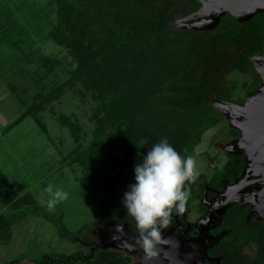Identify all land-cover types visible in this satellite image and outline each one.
Returning <instances> with one entry per match:
<instances>
[{
  "label": "rangeland",
  "instance_id": "374dc122",
  "mask_svg": "<svg viewBox=\"0 0 264 264\" xmlns=\"http://www.w3.org/2000/svg\"><path fill=\"white\" fill-rule=\"evenodd\" d=\"M195 1L198 6L193 12L168 24L165 37L157 38L159 46L150 47L153 53L145 47L142 48L144 52L139 47L121 50L108 63L110 69L105 67L116 77L123 75L122 80H127L129 75H126L133 74L137 65L142 69L126 89L132 103L126 106V110L121 108V116L114 125V113H108L106 106L99 101L102 92L99 91L100 96L95 99L93 96L98 95L86 92L79 79H70L77 68L76 55H71L65 45L50 38L49 33L56 25L57 6L61 2L0 0V73L11 85V92L18 96L22 109L12 124L10 136H6V143L0 146L1 154L12 160L10 163L19 159L21 166V170L12 174L0 171V179L5 182L1 183L5 187L0 184V264H27L28 258L44 254L53 258L77 255L84 260L99 252L108 256L105 264H146L140 248L104 246L94 247L88 252L94 241L111 240L135 222L127 215L122 203L129 188L117 186L113 191L114 201L105 185L97 183L85 188L81 182L82 167L87 163L81 156L84 151L77 150L92 143L96 132H99L102 143L116 137L114 141H123L128 146L125 149L128 154L137 156L139 153L141 158L162 137L171 142L173 137L167 133L171 126L163 121L164 113L170 110L156 105L159 103L157 97L163 95L166 81L170 79L163 74L165 65L178 67L176 61L186 57L189 33L211 32L225 15L236 22L252 14L264 16V4L257 3L246 15L239 14L237 9L228 5L225 14L221 16L219 13L221 17L215 19L211 14V0ZM102 7L109 6L105 4ZM89 12L80 23H85ZM77 18L80 20V16ZM155 54L169 60H161ZM254 56L249 60L257 77L256 84L253 85L249 74L230 72L226 79L235 83V88L227 99L210 101L212 123L198 137H189L185 146L177 150L181 156L193 155L200 172L198 180L191 185V196L185 208L193 222L200 217V209L205 208L207 212L211 207L206 194H219L223 185L233 183L234 179L228 181L219 174L227 156H243L241 174L250 164V156L243 149L246 133L238 120L243 119L242 113H247L249 105L264 86L260 71L264 56ZM105 81V77L100 78L101 85ZM147 88L155 93L147 99L151 111L144 108L140 95L138 99L133 98L138 93L134 90L141 89L147 95ZM26 107H31L30 114H26ZM259 121L248 123L251 135L247 140L249 144L253 143L252 147L255 139L264 138V128ZM261 146L264 150V141ZM1 157L0 163H3L5 159L1 161ZM261 161L264 165V157ZM5 163L10 164L8 161ZM49 183L70 194L69 199L59 204L54 212L38 203L42 189ZM233 203V209L227 206L217 216L221 227L226 229L215 237V243L219 242L220 246L218 252H206L205 255L214 264H264V206L253 198L245 197H239ZM212 205H217V202ZM26 206L56 222L28 212L13 224L5 225L1 217L3 212L14 213ZM246 207L251 214L244 212ZM238 216L242 217L245 226L243 232L234 231L229 225V221ZM58 230L68 238L59 236ZM197 254V251L184 252L175 238L159 246L158 256L151 264H194Z\"/></svg>",
  "mask_w": 264,
  "mask_h": 264
},
{
  "label": "trees",
  "instance_id": "16d2710c",
  "mask_svg": "<svg viewBox=\"0 0 264 264\" xmlns=\"http://www.w3.org/2000/svg\"><path fill=\"white\" fill-rule=\"evenodd\" d=\"M56 2L61 3L57 6L56 25L49 33L50 38L55 43L65 45L71 55H76L77 68L70 79H79L86 92L92 96L94 92L98 95L93 96L95 99L99 98V91L102 92L103 96H100L99 101L101 105L103 103L106 106L108 113L110 111L114 113L115 116L112 118L114 125L121 116L119 115L121 108L126 110V106L132 103L131 95L126 89L130 88L131 81L135 80L142 69L141 65H137L133 74H127L128 79L122 80L123 75L116 77L105 67L110 69L108 63L113 61L121 50L126 51L135 47L142 50L145 47L152 52L150 47L159 46L157 38L165 37L168 24L188 15L198 6L195 0H56ZM105 4L109 7H102ZM88 12V19L84 21L85 23H80ZM188 37L186 57L176 61L178 67L165 65L163 74L170 79L166 81L163 95L157 97L159 103L156 104L159 108L170 110L164 113L163 121L166 120L171 126L167 133L173 137L169 143L176 151L185 146L189 137H198L199 133L212 123L214 119L210 114V101L227 99L235 88V83L226 79L230 72L249 74L253 85L256 84L257 77L249 59L251 56L264 53V16L256 15L238 23L225 15L213 31L189 33ZM157 55L155 54L161 60H169ZM170 64L172 62L168 65ZM101 77L106 79L104 85L100 84ZM134 91L138 93L132 97L138 99L140 95L139 100L144 108L151 111L147 99L155 96L154 91L148 89L147 95H144L141 89ZM124 95L128 97L123 98ZM30 108L26 107V114H30ZM109 130L114 131L113 128ZM98 133H94L92 143L86 148L77 150L84 151L81 152V156L87 163L82 167L81 182L85 188L97 183L105 185L109 197L114 201L113 191L117 186L128 188L130 184L135 183L134 165L142 163L140 159L143 158L140 155L128 154V151H125L128 146L123 141H114L116 137H112L110 142L102 143ZM117 138L120 140L119 136ZM241 166L242 158L227 156V161L219 174L228 179L233 178L240 172ZM1 183L5 184L2 179ZM224 196L223 200H226L229 194ZM28 212L48 218L46 214L34 212L27 206L14 213L5 211L1 217L5 225L9 226ZM242 221L241 216L234 217L229 221V225L234 231L243 232L245 226ZM58 235L67 237L61 230H58ZM107 257L100 252L84 260L82 256L77 255L53 258L44 254L28 258L27 261L30 264H77V262L105 264Z\"/></svg>",
  "mask_w": 264,
  "mask_h": 264
},
{
  "label": "clouds",
  "instance_id": "9594fccd",
  "mask_svg": "<svg viewBox=\"0 0 264 264\" xmlns=\"http://www.w3.org/2000/svg\"><path fill=\"white\" fill-rule=\"evenodd\" d=\"M134 172L135 183L128 186L122 203L135 222V243L143 251L146 264H151L158 256L159 246L166 243L162 233L170 225L173 213L185 212L191 185L200 172L193 155L181 156L163 137L143 156L142 163L134 165ZM69 196L62 187L49 183L42 189L38 203L54 212Z\"/></svg>",
  "mask_w": 264,
  "mask_h": 264
},
{
  "label": "flooded vegetation",
  "instance_id": "af4514ba",
  "mask_svg": "<svg viewBox=\"0 0 264 264\" xmlns=\"http://www.w3.org/2000/svg\"><path fill=\"white\" fill-rule=\"evenodd\" d=\"M237 156V155H234ZM242 158V155L237 156ZM243 163V159H242ZM242 166L240 172L233 178H227L226 180L230 181L234 179L233 183L228 185H223V189L221 193H208L206 194L208 204L211 205L207 212L205 208H202L200 212V217L193 222L189 217V210L185 209L183 214L173 213V218L168 226V228L163 230L162 238L167 241L171 239L177 238L182 246V250L184 252L187 251H197L198 254L195 256L194 264H214L210 258H208L206 254L210 252H218L220 248L219 242L215 243V237L219 231L226 230L221 227V222L217 221V216L222 211H214V209L219 208L221 202H225L228 198L224 196V193L227 192L230 188H240L241 186H245L241 190L237 192V194L232 198V200L228 203L229 209L234 208L233 200H237L239 197L245 198H253L260 205V197L262 196V192L264 190V181L256 182L257 180H261L264 176L262 172H258L255 169L247 168L241 174ZM227 181V182H228ZM228 185V186H227ZM226 194V193H225ZM232 194V191H229V196ZM228 196V197H229ZM217 205L213 206V203ZM212 210L210 217L208 219V212ZM244 212L251 214L250 209L246 207V211ZM252 216V215H250ZM253 218V216H252ZM131 219V218H130ZM253 222V221H252ZM125 228V227H124ZM137 231L135 225H130L128 228H125L123 231L119 232L115 238H111L108 241H94L91 246L88 247V252L94 247H104L111 246L113 248H135L139 247L136 245L135 241L137 239ZM129 246V247H127Z\"/></svg>",
  "mask_w": 264,
  "mask_h": 264
},
{
  "label": "water",
  "instance_id": "95a60500",
  "mask_svg": "<svg viewBox=\"0 0 264 264\" xmlns=\"http://www.w3.org/2000/svg\"><path fill=\"white\" fill-rule=\"evenodd\" d=\"M262 3L264 4V0H211L210 7L211 11L215 19H219V17L223 16L225 14V8L230 5L231 7H234L237 9L239 14L246 15L252 7L257 4ZM219 13H222L219 14ZM221 15V16H219ZM253 15H248L247 18L237 21V22H245L253 17ZM264 56V53L261 54V56ZM260 56V55H259ZM255 57V56H254ZM253 58V57H251ZM261 71V77H264V65L260 68ZM264 81V80H263ZM249 109L247 113H242L241 117L243 119L238 120V124L245 130L246 136L243 139V149L248 152L250 158V164L247 168H252L257 170L258 172H262V175L264 176V165L262 164L261 159L264 157V150H262L263 141L264 138L261 139H255L254 146L252 147L253 143L249 144V141L247 140L248 135H251L250 126H248V123L251 121H259V125H261L262 128H264V86L260 89V93L257 94L256 98L253 99L252 103L249 105ZM250 124V123H249ZM262 136H264L262 134ZM262 141V143H261ZM263 182L264 177L261 180H257L256 182ZM245 186H241L240 188H230L227 190V192L224 193V195L229 194V191H232V194L228 197V199L217 209H214V211H222L225 207H227L228 203L232 200V198L237 194L239 190L244 188ZM260 205L264 206V190L262 192V196L260 197ZM212 210L208 212V219L210 217Z\"/></svg>",
  "mask_w": 264,
  "mask_h": 264
},
{
  "label": "crops",
  "instance_id": "0c3cea01",
  "mask_svg": "<svg viewBox=\"0 0 264 264\" xmlns=\"http://www.w3.org/2000/svg\"><path fill=\"white\" fill-rule=\"evenodd\" d=\"M11 85H9L8 81L6 80L5 76L0 73V146H2L4 143H6V136H10L11 134V127L13 122H15L22 111L20 101L17 95L13 94L11 92ZM13 107L15 109L13 110ZM11 110H13L14 114L11 115ZM1 148H0V155L1 161L2 158L5 159V161L0 163V171L3 174H12L13 172H17L18 170H21V166L19 163V159L13 160L14 162L10 163V158H6L4 154H1ZM10 164H6L7 161ZM12 161V160H11ZM28 262V261H27ZM26 262V263H27ZM30 264V263H27Z\"/></svg>",
  "mask_w": 264,
  "mask_h": 264
}]
</instances>
